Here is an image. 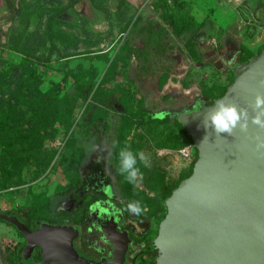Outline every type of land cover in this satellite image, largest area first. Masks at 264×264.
Segmentation results:
<instances>
[{
	"label": "rangeland",
	"instance_id": "374dc122",
	"mask_svg": "<svg viewBox=\"0 0 264 264\" xmlns=\"http://www.w3.org/2000/svg\"><path fill=\"white\" fill-rule=\"evenodd\" d=\"M262 6L264 0H21L17 13L0 22V73L7 78L0 96V211L52 218L68 180L92 153V124L108 134L109 148L117 142L110 159L116 168L120 148L142 150L127 140L141 135L134 118L144 99L176 107L217 97L232 74L204 62L200 48L253 51L264 40L256 14ZM84 77L96 83L97 96L87 101ZM114 98L119 105L106 104ZM92 105L97 117L87 125ZM150 134L160 136L158 129ZM174 143L170 155H148L168 184L187 168L179 155L184 146ZM124 189L148 196L163 187L140 179ZM18 240L15 227L0 221V264H12Z\"/></svg>",
	"mask_w": 264,
	"mask_h": 264
},
{
	"label": "water",
	"instance_id": "95a60500",
	"mask_svg": "<svg viewBox=\"0 0 264 264\" xmlns=\"http://www.w3.org/2000/svg\"><path fill=\"white\" fill-rule=\"evenodd\" d=\"M1 18L0 22L5 20ZM234 81L211 105L185 112L179 121L198 151L192 174L165 200L167 213L154 240L155 264H264V128L252 124L251 105L264 94V49L234 66ZM218 100L249 111L246 131L233 133L206 129L201 121ZM27 240L24 258L36 246L43 249L40 264H124L126 241L115 244L112 260L92 262L80 256L74 240L78 231H64L40 223L32 231L16 215L0 212Z\"/></svg>",
	"mask_w": 264,
	"mask_h": 264
},
{
	"label": "flooded vegetation",
	"instance_id": "af4514ba",
	"mask_svg": "<svg viewBox=\"0 0 264 264\" xmlns=\"http://www.w3.org/2000/svg\"><path fill=\"white\" fill-rule=\"evenodd\" d=\"M20 1L0 0V19L15 15L19 9ZM256 14L259 20L264 22V6L257 10ZM251 49L253 51L228 44L220 52H216L212 46L203 45L200 52L204 62H208L209 65L221 71H227L226 73H231L233 76L236 64L247 62L251 57L263 51L264 40L260 43L255 42V47ZM148 99H144L138 110V115L134 118L138 123L136 126L140 127L138 131L141 135L135 138L133 132L127 140L129 145L140 146L142 149L140 151L146 154L150 152L147 155H153L154 152L157 153L161 150L166 151L163 152L165 155H170L172 141L167 140L168 146L159 147L162 142V134L166 138L178 136L180 140L191 138L189 133H186L178 125L179 116L185 112L201 109L200 103L209 105L210 102L209 98L200 95L193 100L184 101L176 107L170 104H163L159 107V103L152 105ZM117 109L122 110L123 108L117 106ZM144 111H147V115L144 114ZM101 127L92 124V144H102L103 141H106L109 145L108 134ZM160 127L163 131L161 135ZM151 128L158 129L160 136L156 137L150 134ZM109 149L110 154L93 151L86 162L80 164L72 179L68 180L70 188L63 190L57 198L52 218L36 220L26 211H19L16 216L32 231L40 223L55 225L64 231H78L74 240L75 249L80 256L92 262L97 263L102 259L112 260L115 244L126 241L125 236H127L128 248L124 264H155L159 250L156 248L154 240L158 235L159 225L167 213L166 205L165 203L164 206L161 205L160 195L144 196L139 192L135 193L134 190L127 192L124 189L127 181L117 173L110 161L114 146H110ZM101 155L102 159L98 162L97 158ZM138 164L141 168H146L143 164L139 162ZM190 165L191 163L186 167L188 168ZM153 167L151 163V166L147 168ZM141 173V180L145 179L146 175L143 171ZM181 176L182 172L177 180ZM129 201L149 202V204L145 206L146 211L143 214L134 215L124 210ZM17 232L23 237V240L15 242L13 251L10 253V262L19 251L21 257L16 258V261L13 260V263L40 264L44 259L43 249L36 246L31 256L27 259L24 258L27 240L22 233L18 230Z\"/></svg>",
	"mask_w": 264,
	"mask_h": 264
},
{
	"label": "clouds",
	"instance_id": "9594fccd",
	"mask_svg": "<svg viewBox=\"0 0 264 264\" xmlns=\"http://www.w3.org/2000/svg\"><path fill=\"white\" fill-rule=\"evenodd\" d=\"M251 107L255 112V115L251 117L252 124L264 128V94L257 93ZM248 122V108L238 107L235 103H225L224 100H218L216 104L205 113L201 121L206 129L211 128L218 135L224 132L231 134L237 126H239L242 131H246ZM116 143V141H113V146H115ZM257 146L264 147V140L258 138ZM93 151L102 154L105 151H109V146L106 141H103L102 144L93 143L88 153ZM100 159H102V155L98 156V162ZM138 162L145 167L151 166L150 157L143 151L134 153L129 147H122L117 154L116 171L125 181L135 185L142 178ZM124 210L134 215H141L146 211V208L140 201H129Z\"/></svg>",
	"mask_w": 264,
	"mask_h": 264
},
{
	"label": "trees",
	"instance_id": "16d2710c",
	"mask_svg": "<svg viewBox=\"0 0 264 264\" xmlns=\"http://www.w3.org/2000/svg\"><path fill=\"white\" fill-rule=\"evenodd\" d=\"M77 2L78 1L74 2V4L77 3ZM49 26H50V24H49ZM50 29H52V26H50ZM3 38L4 37H2V39ZM234 79H235V76L233 75L232 78L230 79L228 85L225 86L223 89H221V91L219 92L217 97L209 98L210 99L209 105L212 104L215 99H217V98H219V97H221V96H223L225 94L228 86L234 81ZM6 82H7V78L4 76L3 73H0V96L5 93V90H3V88H4V85H5ZM79 83H80V86H81V92H82L83 100L87 101L89 99V97L92 95V93H93L92 97L95 98V94H96V92H95V85H96L95 81H92L90 79V77H84V78H80L79 79ZM96 96H97V94H96ZM106 104L107 105L109 104L110 106H112L114 104H119V101L114 98V99H111V100L107 101ZM0 107H1V105H0ZM96 108H97V106H95V105H92V108L91 107L89 108V110L87 112V116H88L87 118L88 119L86 120V124L87 125H90V124H92V122H94L95 118H93V116H96L95 112H94V110ZM144 114L147 115V111H144ZM161 121H165V120H161ZM177 122H178V125L186 133H188L186 128L182 125V123L179 120H177ZM176 137L175 138H173V137L166 138L162 134V136H161V141L162 142H161V145H159V147L168 146L167 143H166L167 140L168 141L169 140L172 141V143H173V140H174L175 141L174 146H177V147H179V146L183 147V146L189 145V144L193 145L192 138H189V139H186V140L185 139H181L180 140V138L178 136H176ZM194 150H195V152H194L195 158H194V161L192 162V164L182 172V176L180 177L179 180H177L175 182H172L171 184H168V182H166V180H165V171H162L160 168H157L155 166L153 168H147V167L146 168H141V171H143V173L146 175L145 176V180H146V182H147L149 187H154V186H157V187H160V188L163 187L161 192H159V195L161 197V205L164 206L165 200L172 194L173 190L178 187V185L180 184V182L183 179L189 177L192 174L194 163H195V161L197 159V156H198V151L196 150L195 147H194ZM0 212H2V211H0ZM5 213H8V212H5ZM8 214H10V212ZM0 221H3V220H0ZM7 224L10 225V226H13L12 224H9V223H7ZM18 257H21L19 251L16 253V255L13 258V260L16 261L15 259L18 258ZM13 260L11 261L12 264H16V263H13L14 262Z\"/></svg>",
	"mask_w": 264,
	"mask_h": 264
},
{
	"label": "built area",
	"instance_id": "2783aa9c",
	"mask_svg": "<svg viewBox=\"0 0 264 264\" xmlns=\"http://www.w3.org/2000/svg\"><path fill=\"white\" fill-rule=\"evenodd\" d=\"M194 146L191 145V146H187V147H184V148H181L179 150V155L180 157L187 162V165L188 164H192V162L194 161Z\"/></svg>",
	"mask_w": 264,
	"mask_h": 264
}]
</instances>
